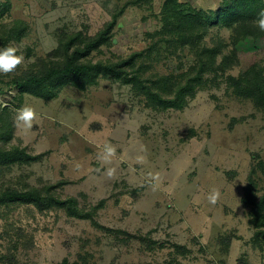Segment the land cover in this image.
<instances>
[{
	"label": "rangeland",
	"instance_id": "1",
	"mask_svg": "<svg viewBox=\"0 0 264 264\" xmlns=\"http://www.w3.org/2000/svg\"><path fill=\"white\" fill-rule=\"evenodd\" d=\"M178 1L215 10L223 0ZM163 2L0 0V48L17 47L25 57L15 72L0 74V104H8L2 95L16 94L11 80L53 51L60 37L93 36L116 12L110 39L86 60H117L146 48L161 27ZM14 21L20 23L9 35ZM204 39L221 43L225 55L233 50L225 76L238 75L250 60L264 67V41L235 39L226 26L211 27ZM191 60L187 50L162 52L149 59L145 73L176 74ZM225 76L208 82L183 109H158L140 89L105 78L85 90L66 85L49 100L28 93L14 100L7 146L45 155L0 170V186L61 182L57 195L73 196L86 209L99 204V224L143 239L103 231L61 209L15 206L0 215V264H59L64 258L67 264H264V244L253 240L241 202L252 164H262L256 178L259 194L264 191V115L236 95ZM23 105L38 113L27 131L14 123ZM105 143L117 148L109 165L98 160ZM107 167L117 169L114 179L104 175ZM150 173L161 175L156 191L148 186ZM214 189L221 197L212 205L207 196Z\"/></svg>",
	"mask_w": 264,
	"mask_h": 264
},
{
	"label": "trees",
	"instance_id": "2",
	"mask_svg": "<svg viewBox=\"0 0 264 264\" xmlns=\"http://www.w3.org/2000/svg\"><path fill=\"white\" fill-rule=\"evenodd\" d=\"M262 9L263 0H223L215 10L194 8L178 0H164L161 7L162 24L152 35L154 37L150 44L117 60L92 62L86 58L108 42L120 11L114 13L93 36L75 33L60 37L53 51L30 64L33 68L30 66L11 80L16 94H1L8 104H0V170L15 164L38 162L45 155L44 152L30 153L18 145L7 146L14 129L9 106L14 105V100L20 102L24 93L49 100L66 85L85 90L96 84L99 78H105L140 89L144 98L158 109H183L199 90L208 86V82L224 77L230 64L233 50L225 55L221 43L207 44L204 39L207 31L213 26H226L232 29L235 39L250 36L264 41V32L259 31L255 23ZM19 23L14 21L10 27L7 26L9 35H13ZM177 50H187L192 57L185 70L176 74L145 73L153 55L161 56L162 52L173 55ZM225 81L236 95L251 100L264 115V67L261 64L250 60L238 75L227 74ZM260 167L261 163L252 164L241 202L248 209L249 223L254 229L253 240L264 244V191L259 194L256 178ZM61 184H46L40 188L24 182L19 186H0V215L22 205H31L38 212L61 209L67 216L88 219L94 227L103 231L143 239L125 230L99 224L95 218L99 204L86 209L73 196L60 197L54 188ZM59 264H67V259L64 258ZM74 264H84V261Z\"/></svg>",
	"mask_w": 264,
	"mask_h": 264
},
{
	"label": "clouds",
	"instance_id": "3",
	"mask_svg": "<svg viewBox=\"0 0 264 264\" xmlns=\"http://www.w3.org/2000/svg\"><path fill=\"white\" fill-rule=\"evenodd\" d=\"M257 27L261 32H264V9H262L258 18L255 21ZM19 50L14 46H7L0 48V74L8 75L15 72L21 65H23L25 57L23 54H18ZM38 119V113L36 109L30 105H23L16 109L14 117V123L16 127L25 131L31 130L34 126V122ZM117 148L110 144L105 143L102 147V151L98 154V160L103 165H109L112 163L113 158L116 156ZM139 163H143V157L138 158ZM79 164L76 165L78 169ZM99 171V170H98ZM117 169L115 167H107L104 169V175L108 179H114L116 177ZM161 175L159 173L149 174L148 186L156 191L160 187ZM221 197V192L218 189H214L207 196L208 202L215 205Z\"/></svg>",
	"mask_w": 264,
	"mask_h": 264
}]
</instances>
